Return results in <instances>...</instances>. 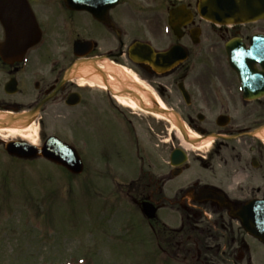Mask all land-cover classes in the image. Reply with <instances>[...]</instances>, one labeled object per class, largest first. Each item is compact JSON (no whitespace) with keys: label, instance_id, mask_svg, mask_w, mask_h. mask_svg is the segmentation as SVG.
Segmentation results:
<instances>
[{"label":"flooded vegetation","instance_id":"af4514ba","mask_svg":"<svg viewBox=\"0 0 264 264\" xmlns=\"http://www.w3.org/2000/svg\"><path fill=\"white\" fill-rule=\"evenodd\" d=\"M27 1L41 38L22 60H0V112L29 113L21 126L38 128V145L50 135L67 141L46 131L60 125L83 163L136 164L121 191L138 208L165 210V221L148 225L167 262L264 264V60H246L241 82L225 51L248 48L264 20L213 22L199 0ZM160 51L158 73L150 60ZM136 78L147 94L161 86L163 106L196 146L171 136L169 121L115 100L112 87ZM159 142L161 162L151 150Z\"/></svg>","mask_w":264,"mask_h":264},{"label":"rangeland","instance_id":"374dc122","mask_svg":"<svg viewBox=\"0 0 264 264\" xmlns=\"http://www.w3.org/2000/svg\"><path fill=\"white\" fill-rule=\"evenodd\" d=\"M152 86L157 94L161 86ZM58 126L48 123L47 133L70 140ZM162 147L159 142L151 149L160 162ZM84 166L82 174L68 175L44 160L0 151V264H165L159 251L152 252L150 228L121 191L136 164L113 159ZM157 216L165 221V210Z\"/></svg>","mask_w":264,"mask_h":264},{"label":"water","instance_id":"95a60500","mask_svg":"<svg viewBox=\"0 0 264 264\" xmlns=\"http://www.w3.org/2000/svg\"><path fill=\"white\" fill-rule=\"evenodd\" d=\"M200 10L219 21L223 19L233 22L250 21L264 18V0H202ZM33 17L26 0H0V23L5 32L4 40L0 42V58L6 61L20 59L25 49L32 47L39 40V28ZM253 43L252 49H247L244 52L227 50L235 68L240 70L242 79L244 75L242 69L244 68L245 60L264 58V36L253 38ZM256 44L260 46L259 49H256ZM153 59L152 65L158 72L162 71L165 54H155ZM130 94L131 97H134L132 92ZM162 111L167 113V111L160 109V112ZM27 115L28 113L13 117L7 115L4 120H0V124L4 125L6 119L9 120V123L19 121ZM172 116L177 118L175 113ZM178 127L183 134V128L180 125ZM5 145L10 154L26 158L37 155L43 156L66 166L69 170L76 173H80L82 169V164L75 151L54 138H51V141L47 142L42 148L23 142H8ZM178 154H180V151L175 150L172 156ZM142 211L148 218H153L155 215L154 207L148 203L143 204Z\"/></svg>","mask_w":264,"mask_h":264},{"label":"bare ground","instance_id":"6f19581e","mask_svg":"<svg viewBox=\"0 0 264 264\" xmlns=\"http://www.w3.org/2000/svg\"><path fill=\"white\" fill-rule=\"evenodd\" d=\"M121 77H123L125 80H127V75H124L121 73ZM140 82V81H139ZM127 83V85L129 84V82L126 81H120V84H116L114 85V87H112L114 90L113 92L117 95L115 98L117 100L118 103H120L121 105H124L128 108H132V109H138V103L135 100H132L131 98L127 97V96H118V92L119 89H121L124 84ZM130 87H132V89H136L137 91H139V94L141 95L140 97L142 98V103L144 105L149 104L150 105V101H149V94H147V92L145 91H141V89L139 88V86H137L135 83L131 82L130 83ZM157 99V102L159 104V108H164V104L163 102L156 96L155 93H153ZM148 105V106H149ZM150 107V106H149ZM160 108V109H161ZM153 117L159 118V119H163V118H168L170 120H173L172 117L169 116H165V114L162 112H154ZM35 127L34 126H29L27 128H23V127H16L11 126V127H0V138L5 140H9V139H13V138H21L24 139L25 141L27 140L28 142H30V144H35ZM190 135L193 137L195 134L194 133H190ZM195 137V136H194Z\"/></svg>","mask_w":264,"mask_h":264}]
</instances>
